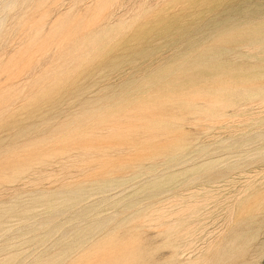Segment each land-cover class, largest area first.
<instances>
[{
  "label": "rangeland",
  "instance_id": "374dc122",
  "mask_svg": "<svg viewBox=\"0 0 264 264\" xmlns=\"http://www.w3.org/2000/svg\"><path fill=\"white\" fill-rule=\"evenodd\" d=\"M242 4L0 0V264H264Z\"/></svg>",
  "mask_w": 264,
  "mask_h": 264
},
{
  "label": "bare ground",
  "instance_id": "6f19581e",
  "mask_svg": "<svg viewBox=\"0 0 264 264\" xmlns=\"http://www.w3.org/2000/svg\"><path fill=\"white\" fill-rule=\"evenodd\" d=\"M242 2H243V4L241 5V9L243 11H244L245 8H248L249 6H253L254 7V9L250 10L251 13H254V14L261 13L264 10V8H263L264 0H242ZM244 16H248V14H245ZM229 18H231V17H227V19H229Z\"/></svg>",
  "mask_w": 264,
  "mask_h": 264
}]
</instances>
